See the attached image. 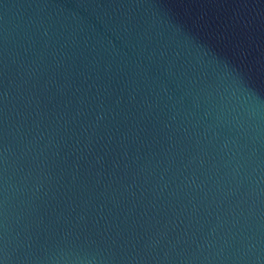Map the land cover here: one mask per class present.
<instances>
[{"label":"water","instance_id":"obj_1","mask_svg":"<svg viewBox=\"0 0 264 264\" xmlns=\"http://www.w3.org/2000/svg\"><path fill=\"white\" fill-rule=\"evenodd\" d=\"M0 264H264V0H0Z\"/></svg>","mask_w":264,"mask_h":264}]
</instances>
